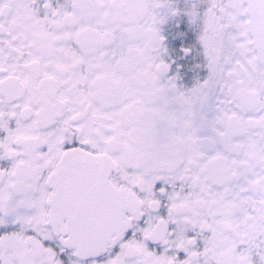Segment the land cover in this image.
Here are the masks:
<instances>
[{
	"label": "snow or ice",
	"instance_id": "obj_1",
	"mask_svg": "<svg viewBox=\"0 0 264 264\" xmlns=\"http://www.w3.org/2000/svg\"><path fill=\"white\" fill-rule=\"evenodd\" d=\"M0 264H264V0H0Z\"/></svg>",
	"mask_w": 264,
	"mask_h": 264
}]
</instances>
